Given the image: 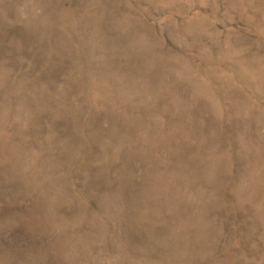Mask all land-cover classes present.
I'll list each match as a JSON object with an SVG mask.
<instances>
[{"label":"rangeland","instance_id":"374dc122","mask_svg":"<svg viewBox=\"0 0 264 264\" xmlns=\"http://www.w3.org/2000/svg\"><path fill=\"white\" fill-rule=\"evenodd\" d=\"M0 264H264V0H0Z\"/></svg>","mask_w":264,"mask_h":264}]
</instances>
